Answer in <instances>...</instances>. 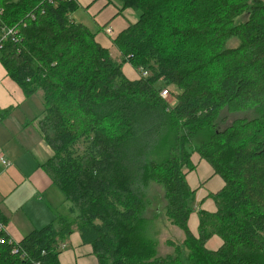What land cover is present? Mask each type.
<instances>
[{
  "label": "trees",
  "instance_id": "16d2710c",
  "mask_svg": "<svg viewBox=\"0 0 264 264\" xmlns=\"http://www.w3.org/2000/svg\"><path fill=\"white\" fill-rule=\"evenodd\" d=\"M106 1L138 18L113 40L120 62L71 18L76 0H0V39L15 31L0 63L27 96L41 93L37 127L52 153L43 169L71 216L19 242L0 231V264H59L58 242L73 229L97 264H264V0ZM156 6L181 22L159 21ZM65 99L75 113L68 121L56 104ZM250 110L257 117L217 130L221 112ZM195 155L224 183L216 211L199 214L197 238L185 181ZM149 183L162 186L164 216L183 234L179 246L167 243V257L157 256L143 215L139 192ZM212 236L222 241L215 252L205 248Z\"/></svg>",
  "mask_w": 264,
  "mask_h": 264
},
{
  "label": "crops",
  "instance_id": "0c3cea01",
  "mask_svg": "<svg viewBox=\"0 0 264 264\" xmlns=\"http://www.w3.org/2000/svg\"><path fill=\"white\" fill-rule=\"evenodd\" d=\"M76 1L79 4L78 9H84L93 21L99 22L97 25L102 35L96 33L95 40L108 51L112 48L110 40L113 32L110 37L104 32L107 21L110 20L119 33L131 24L135 17L132 11L123 12L117 5L106 0ZM127 13H131L130 19L126 16ZM85 23L90 25L88 20ZM121 70L128 80H137V73L128 65H123ZM37 92L27 96L21 87L11 80L0 63V157L9 163L8 166L0 164V218L4 220L6 235L14 242H19L27 234L55 223L57 217H71L66 203L47 193L53 184L43 165L52 153L37 127V121L43 112L41 93L39 92L40 99H37ZM192 165L193 169L185 175L189 190L194 192L191 201L192 212L187 226L197 238L199 214H212L216 211L212 196L222 190L224 183L214 174L210 165L200 160L197 155L192 157ZM45 193L47 200L43 199ZM56 202L59 203L60 210H63L62 213L56 212ZM220 245V240L212 236L205 243V248L209 250L215 246L219 248ZM57 250L59 264H97L92 248L82 245L75 229L58 242Z\"/></svg>",
  "mask_w": 264,
  "mask_h": 264
},
{
  "label": "rangeland",
  "instance_id": "374dc122",
  "mask_svg": "<svg viewBox=\"0 0 264 264\" xmlns=\"http://www.w3.org/2000/svg\"><path fill=\"white\" fill-rule=\"evenodd\" d=\"M163 9H164V7L161 10L159 7L156 6V10H151V12L155 11V12H153V16L154 15H155L154 17L157 16L156 19H158V17L162 14L168 20L181 22L180 20H174V18H171L169 16L164 15V14L167 13V9L166 8L164 10ZM130 11H132V10H130ZM123 12H125V11H123ZM163 12H164V14H163ZM209 13H210V8L207 9L206 14H209ZM134 15H135L134 20H132L131 24H128L126 28H128V26L133 25V24L138 22V18H137L136 13H134ZM126 16L130 19L131 13H127ZM174 17H175V19L178 18L175 15H174ZM71 18L75 22H79V23H82V24H85V25H86V23H85L86 20L90 21V25L89 26L86 25V26H88L90 31L95 33V34L96 33H100L102 35V32H101L99 26L97 25L99 22L98 21L96 22L95 20H94L95 21L94 22L90 18L89 13L85 12L84 9H78L77 11H75V13L71 16ZM158 20L160 21V19H158ZM246 20H247V16H244V17H241V18H237L235 20L234 24L237 25V24H240V23H244V22H246ZM158 24L160 25V22ZM2 29H4V28H2ZM104 29H105L104 32L109 37H110V35L113 32L112 39L110 40L111 41L110 42L111 46H113V40L117 36H119V34L122 31L125 30V29H123L119 33H117L116 30H115V27L111 24L110 20L107 21L106 26L103 28V30ZM156 35L158 36L157 37L158 38L157 39L158 40L157 44L160 46V44H159V40H160L159 32ZM237 45H238V42L235 39H230V40H228L226 42L225 47L228 48V49H234L235 47H237ZM178 48H179V46H176L175 49H178ZM180 50L182 51L181 48H180ZM199 50H203V48H199ZM116 52H117L116 50L114 51L113 48H111V50H110L111 55L113 56V58L115 60L120 62L121 58H118L120 56V53H116ZM177 54H179L178 51H177L176 55ZM125 64L128 65V67L132 68L135 71V68H133L130 65V63L129 64L128 63H123V65H125ZM138 68L144 69L145 67L143 65H139ZM212 72L213 71H210V73L208 75H211ZM124 74H126L125 71H124ZM202 74H204V73H202ZM206 75L207 74H205V76ZM137 79H138V77H137ZM169 90H172V92H174V93H179L178 91H176L175 88H174V91H173L172 87H169ZM36 97H37V99H40L39 98L40 97V93L39 92H37ZM165 98H166V100L168 102L174 103V101L170 98L169 93L167 94V96ZM68 100L69 99H65L64 102H62V101L59 102L57 100L58 103L56 102V104H58V106H60V108L62 109V111L64 113L65 120H67V121H68V119L71 116L75 117V113L72 112V110L69 107L70 102ZM255 117H257V114H256V112H254V110L241 112V113H238V114H228L225 111H223V112L220 113V115H219V117H218V119L216 121L217 130L221 131V130L225 129L233 121L241 120V119L242 120H252ZM251 138H253V137H251ZM50 187H51L50 188L51 190L49 192H47V193H50L51 196H55L56 198H58V200L62 201L63 199H62L61 195L58 193L57 189L53 185H51ZM139 193H142V198L144 200V205H145L144 212H143L144 218L147 219V220H151L152 233H153V235L155 237V241H156V244H157V249H156L157 256H159V257H167L169 255H172L173 249L167 243L168 242H171V243L173 242V243H176L179 246L181 244L182 239H183V234H182V232L179 229H177L176 227L172 226L166 220V218L164 216V214H165L164 207H165L166 202L164 200V194H163L162 186H160V185L158 186L157 184H154V183H149L146 186L142 187L141 191ZM43 199L47 200L46 193L43 196ZM54 207H55L57 213H59V212L62 213L63 212V210H60L58 202L55 203ZM216 240H220L221 245H222V241H221V239H219L218 236H216ZM221 245H220V247H221ZM219 248L218 247L216 248V246H215L213 248H209V251L215 252ZM187 253H188L187 249L186 250L182 249V254L183 255H186Z\"/></svg>",
  "mask_w": 264,
  "mask_h": 264
},
{
  "label": "built area",
  "instance_id": "2783aa9c",
  "mask_svg": "<svg viewBox=\"0 0 264 264\" xmlns=\"http://www.w3.org/2000/svg\"><path fill=\"white\" fill-rule=\"evenodd\" d=\"M60 1H62V0H60ZM4 32H5V35L0 39V47H1L2 41L6 37L11 36V35H13V33H15V31H13L12 29H10V30L6 29ZM142 76L145 77L146 74L143 73ZM167 94L168 93L166 91H162L160 95L162 98H165L167 96ZM0 164L3 166H8L9 163L4 158L0 157ZM0 231L5 232V225H3V223L1 221H0Z\"/></svg>",
  "mask_w": 264,
  "mask_h": 264
}]
</instances>
